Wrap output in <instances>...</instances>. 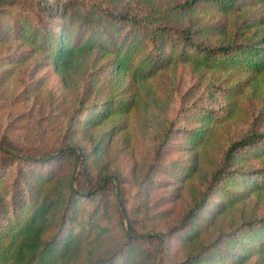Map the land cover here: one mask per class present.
<instances>
[{"label":"rangeland","instance_id":"rangeland-1","mask_svg":"<svg viewBox=\"0 0 264 264\" xmlns=\"http://www.w3.org/2000/svg\"><path fill=\"white\" fill-rule=\"evenodd\" d=\"M70 1L76 0H0V264H90L128 234L161 233L184 219L190 225L194 217L195 238L180 233L187 230L183 225L171 232L162 253L154 250V239L136 242L129 264L177 262L220 235L225 247L249 220L248 235L245 229L264 219V143L240 149L230 164L238 172L211 189L207 211L196 208L185 216L208 186L226 145L264 132V73L198 66L171 56L167 47L154 58V49L140 44L142 33L130 36L126 25L109 28L117 42L130 39L118 52L75 43L70 28L54 24L57 42L51 49L38 48L15 30L41 18L60 23ZM136 1L166 7L182 0ZM44 2L59 6L53 16L42 13ZM260 8L246 2L224 12L198 0L179 11L178 22L194 28L219 22L231 32ZM263 29L264 23L252 25L243 35L255 40ZM96 34L101 30L80 39ZM66 144L81 151L86 172L71 155L31 163L2 150L38 157ZM103 176H110L105 191L69 196L70 185L87 187ZM111 183L123 205L108 190ZM219 188L230 195L220 210ZM63 208L69 214L62 228ZM230 249L245 258L213 253L209 263L197 264H264V252H256L246 236ZM113 261L122 264L119 257Z\"/></svg>","mask_w":264,"mask_h":264},{"label":"trees","instance_id":"trees-1","mask_svg":"<svg viewBox=\"0 0 264 264\" xmlns=\"http://www.w3.org/2000/svg\"><path fill=\"white\" fill-rule=\"evenodd\" d=\"M119 0H76L70 1L63 7L62 11L65 12L61 22L51 21L47 18H41L36 23H27V26L21 25L15 30L28 35L32 38V42L38 48L48 49L56 44V39L53 36V25L61 30L70 28L73 33V40L75 43L81 42H93L95 46L100 50H108L107 48L117 51L122 44L123 51L127 49L130 39L120 40L117 42L112 39L109 28H114L121 25H126L129 28L130 36L136 32L142 33L141 45L143 49L149 46L153 51V57H160L164 53V47L168 48L170 55H175L182 61H186L198 66L227 69L228 67H236L241 71H248L252 74L264 73V29L259 33V36L255 40H249L250 38L243 35L244 29L249 26H257L264 23V0H204L211 3H216L220 11H227L233 6L244 4L246 2L259 4V14L249 21H242L234 25L233 31L227 30L222 23L212 24H196V27H192L191 24L180 23L179 11L184 12L185 9L190 8L198 0H182L170 6L160 7L157 5L146 7L143 4L138 3L136 0H123L124 3L117 5ZM58 5H54L50 2H44L41 4L40 9L42 13L50 17L54 15V10L58 9ZM45 17V16H44ZM97 20V22H96ZM102 22L105 23L102 24ZM101 30L100 34H96V39H80L86 34L91 36L92 31ZM214 32V34H211ZM101 37V38H100ZM79 42V43H81ZM103 50V51H104ZM172 126H168L165 137L171 133ZM197 132L193 134L196 136ZM199 139V138H198ZM262 140V142H259ZM264 132H251L245 136L239 137L230 141L221 153L219 162L210 171L209 184L203 191L202 196L187 212L185 218H189V214H194V210H205L212 204V191L211 189L217 187V182L224 176H228L227 179H231L234 176L233 172L237 171L231 166V162L238 160V151L243 149L247 145L252 144H263ZM166 139H163V143ZM5 152H9L12 156L25 160L31 163H47L51 160L61 158L65 155H71L75 161L80 165L81 169L86 172V162L82 156L81 151L77 146L72 144H66L64 147L58 148L56 152L40 155L34 157L29 154H18L2 149ZM238 172V171H237ZM231 175V176H230ZM110 176H103L101 179L95 180L89 186H83L77 184L76 186L70 185L69 196L73 195H91L95 192L105 191V183L110 180ZM113 182V181H112ZM264 183V177H263ZM222 202L218 203L219 206H223L228 201L227 191L219 188ZM108 190H111L114 196L117 198L119 205H123L121 202L119 191L115 183H111L108 186ZM241 194L235 191L237 195ZM238 196V195H237ZM20 197V195H18ZM239 197V196H238ZM70 198V197H69ZM25 201V200H24ZM23 201V202H24ZM19 203V201H17ZM21 203V202H20ZM14 205V204H13ZM13 207V206H12ZM217 208V211H218ZM65 209V210H64ZM220 210V208H219ZM66 208L62 209L59 221L60 226L63 228L66 225L67 215L69 214ZM196 212V211H195ZM196 216V215H195ZM192 223L188 225L184 219L179 225L173 226L161 233H146V234H128L119 246L104 258L90 263V264H113L114 257L119 260L122 264H129L131 256L135 257L136 252L133 251L134 247H131L136 242L144 240H155L154 250L162 251L166 250V244L171 232L185 225L187 230L184 232L181 229L180 233L187 239H193L197 235V225L199 223ZM206 220V219H205ZM207 221V220H206ZM250 223L246 221L241 224V228L233 234L232 239H228L225 247L221 246L224 241L223 237L216 238L212 244L207 245L199 249L197 252L192 253L189 257H185L180 261H173L170 264H197V261L203 260L205 263H209L208 257L213 253L218 254L222 257L230 256L231 247L235 243H239L240 239L247 237L252 240L255 245L256 252H264V219L256 221V224L249 225L247 229L249 234L246 235L244 231L245 225ZM202 224H205L204 222ZM244 225V226H243ZM243 226V227H242ZM235 229V230H236ZM4 238L2 230L0 231V240ZM3 242V241H2ZM216 242V243H215ZM160 254V253H159ZM234 257L242 260L245 258V253L234 252ZM160 254V258H162ZM155 264V263H153ZM156 264H163L158 261Z\"/></svg>","mask_w":264,"mask_h":264}]
</instances>
